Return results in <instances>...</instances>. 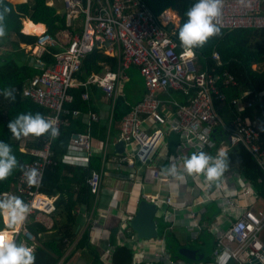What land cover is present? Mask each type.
Masks as SVG:
<instances>
[{"label":"built area","instance_id":"obj_1","mask_svg":"<svg viewBox=\"0 0 264 264\" xmlns=\"http://www.w3.org/2000/svg\"><path fill=\"white\" fill-rule=\"evenodd\" d=\"M65 8L67 25L82 15L81 30L71 35L66 46L54 54V62L46 66L40 73L34 74L21 89L24 97L47 109L46 118L58 117L55 121L60 129L67 123L62 117L68 113L64 108L66 102L72 101L70 88L83 86L81 98L90 99V88L99 87L109 99L110 120L117 97V87L124 78V72L135 65L143 77L145 92L141 100L122 116L118 123L119 140L125 144L135 145L134 157L141 164H146L144 179L146 180H173L180 178L168 172L162 173L158 168L148 165L149 158L164 136V130L181 135L180 146L187 142L194 144L196 152L214 146L212 131L217 122H221L215 109V102L226 103V94L223 88L238 85L235 76L228 70H215L201 67L195 53L189 57L178 41V28L180 18L173 9L167 7L160 13L154 14L144 0H62ZM218 26L231 30L238 28H264V0H223L221 16L217 20ZM34 43L22 47L25 52L34 56L36 62L42 63L41 55L49 46L58 45L57 35L54 37L46 30L35 35ZM96 46L103 47L109 54L117 55L115 70L105 68L101 74L92 73L85 81L77 78L82 59ZM195 52V50L193 49ZM212 59L220 64L219 54L214 51ZM255 66V65H254ZM170 89L179 90L189 96L187 104H181L168 96ZM12 90H17L13 87ZM192 95H189L191 91ZM166 95V97H162ZM250 105L241 98H232L231 104L236 108L239 104ZM234 115L228 131L230 144H241L257 164L264 170V138L254 123L245 120L239 113ZM169 111V112H167ZM72 115L77 117L81 111L75 109ZM95 111L86 112L87 129L84 132L71 134L69 147L80 149L87 157L92 153V136L90 123L97 120ZM145 122L149 124L145 126ZM154 125L155 128L151 126ZM75 134V135H74ZM53 139L45 137L41 147L22 145L20 150L28 152L33 158L24 163L25 170L38 169L43 173L46 167L54 163ZM109 145V133L101 146L103 164L100 169L91 170L86 179L94 201L99 196L103 178L104 160ZM68 147V148H69ZM133 164V161L130 162ZM217 184V197L222 196L220 191L222 183ZM42 178L35 186L29 185L24 171H20L10 191L1 195L14 194L21 197L30 205V214L20 231L24 236L28 233L26 222L32 214H52L55 209L54 197L41 191ZM252 189L246 188L242 195L250 194ZM212 198V197H211ZM145 199L156 203L157 195L139 193L135 201ZM225 204L230 207L229 215H225L221 229L210 225L207 230L214 234L212 256L209 260H198L191 264H264V210L251 207L236 208L234 198L224 196ZM163 202L171 204V195L165 196ZM190 217L200 230V213L189 210ZM90 212L85 216L90 219ZM169 216V215H168ZM3 219V218H2ZM128 215L121 222L122 229L130 227ZM4 227L0 233L13 231ZM102 224L94 225L90 233L91 243L101 248V257L106 264L111 263L112 246L108 240L103 243L100 237ZM217 232H214L215 230ZM31 239L33 236L29 235ZM160 241V240H158ZM102 245V246H101ZM33 247L32 245H29ZM156 260L161 259L162 264H184L183 262L169 260L164 250L154 253Z\"/></svg>","mask_w":264,"mask_h":264},{"label":"trees","instance_id":"obj_2","mask_svg":"<svg viewBox=\"0 0 264 264\" xmlns=\"http://www.w3.org/2000/svg\"><path fill=\"white\" fill-rule=\"evenodd\" d=\"M144 2L154 14L160 13L167 7L175 10L180 17V28L187 18L185 15L187 9L195 0H144ZM14 12L16 14L12 16ZM0 14L3 15L5 25V35L0 36V47H8L0 53V93L6 88H17V90H13L16 97L15 101H9L0 94V140L12 146L17 159L24 165L33 156L28 152L20 150L23 137L20 139L13 137L7 124L9 120H12L20 113L40 112L45 115L47 109L24 97L21 89L34 74L40 73L46 66L54 62V54L61 50V48L58 45L49 46L41 55V64L36 62V58L32 62H23L22 54L24 51L20 47V43L32 44L37 37L20 31L21 18H28L34 23H43L46 31L54 37L64 30H68L72 35L80 31L79 28L73 29L67 25L65 14L61 15L58 13L53 5L48 4V0H31V2L17 4H12L7 0H0ZM220 29L221 35L209 38L207 43L202 47L194 49L201 67L214 68L218 71L226 69L238 81L237 86L223 88L226 94V103L224 105L227 106L224 114L219 112V102H215L214 104L218 115L221 117V122H217L212 131V138L215 142L214 146L206 150L211 155L216 154L221 141L229 142L226 128L230 127L234 115L238 113L236 108L231 104L232 98H241V101L245 102V104L246 102L251 103L250 105L246 104L242 110H239L244 119L247 112L250 111H257L261 115L262 121L257 126V129L260 132V136L264 138V28ZM9 34H13L14 38L8 39ZM214 51H217L219 54L220 64H217L211 58ZM29 57L31 59L32 56L29 55ZM117 62L118 60L115 56L106 54L103 47L96 46L82 59L80 69L76 74L77 78L80 81H85L90 74L100 73L104 66L115 70ZM131 67L135 68L136 66L132 65L129 68ZM69 91L72 95V101L64 104V108L68 110V113L62 115L67 123L62 125L59 136L52 141L51 148L53 150L54 163L48 165L43 173L41 191L50 196L59 192V196L54 201L56 206L55 211L58 210L59 212V210H62L66 213L70 211L72 215L70 221L59 227L55 232L48 234L42 240V245H35L33 247L36 255L35 264H58L60 260L59 264H68L75 253H78V257L83 258L86 264H106L101 257V248L90 242L89 227L82 231L73 247L65 255L68 246L77 236V220L74 211L78 207H82L86 211L92 207L94 197L90 193L86 179L91 170L99 168L101 160V154L99 153V155L93 156L87 167L74 166L64 161V155L68 150L71 134L84 132L87 127L81 122L80 118L72 115V111L75 109L82 112L94 111L91 101L81 98V93L84 91L83 86L71 87ZM193 92L192 90L189 95H192ZM170 93L181 104L188 103L189 96L181 91L171 90ZM131 107L132 104L128 103L122 95L117 96L112 111L111 123H119L122 116ZM229 115H231V118H227ZM90 132L96 138L104 141L107 134V125L93 121L90 124ZM46 136L47 134L40 137L32 136V139L24 144V146L27 148L41 147ZM110 138L109 134V140ZM227 153L229 157L228 167L239 171L240 174L255 185L258 194L264 198V170L257 164L256 160L241 144H229ZM20 171L16 170L6 180L0 181V195L2 192L12 189V184L15 182ZM215 208V204L208 205L202 218L211 219ZM4 226L3 219L0 218V229ZM106 228L108 241L113 243L117 235V226L108 223ZM27 229L35 237L38 233L46 230L42 224L36 222L28 225ZM23 238L24 235L19 232L16 237L17 242H22ZM199 239L204 242L212 238L210 233L203 231ZM64 240H67V242ZM30 243L31 241H28L27 245ZM213 245L211 242L212 247ZM168 248L173 255H176L178 248L172 238L168 239ZM111 263L145 264L143 262H134L133 251L126 243L114 246Z\"/></svg>","mask_w":264,"mask_h":264},{"label":"crops","instance_id":"obj_3","mask_svg":"<svg viewBox=\"0 0 264 264\" xmlns=\"http://www.w3.org/2000/svg\"><path fill=\"white\" fill-rule=\"evenodd\" d=\"M7 1L12 4L31 2V0ZM48 4L56 7H63L62 0H48ZM15 14L16 12L12 13V16ZM82 18L83 17L81 14L78 15L77 18L72 20L73 24L71 23L69 26H71L73 29L79 28L80 31ZM26 21L31 20H29L28 18H21L20 31L22 33L36 35L37 33L46 30V27L43 23H34L33 21H31L33 25L41 24L42 29L37 33L26 32L23 30L24 22ZM8 26H10V24H8ZM71 35L72 34L68 30H64L57 34L58 46L61 49L63 46H66L67 41ZM10 38H14L13 34L8 35V39ZM25 45L28 44L20 43V47H24ZM7 48L8 47L6 46H1L0 53H2ZM23 51V62L34 61V56L29 59V55L25 52L24 49ZM106 54L110 56H115L117 58L116 54ZM105 68H107V66H104L103 70L98 74L103 73ZM94 86L95 85L90 88L89 100L91 101V105L93 106V109L98 116L97 120L95 121H98L99 124L107 125V131L110 134L111 138L109 140L107 154L104 160L105 165L102 167L103 178L101 182V190L99 196L96 201L93 200L92 207L90 210L86 211V209L78 207L74 211L77 220V236L75 240L68 246L65 255L73 247L76 239L80 236V234L85 228L89 227L90 235V233L93 232V226H99V224L103 222L102 229L100 231V237L103 238V243L105 242V240H108L106 234V227L108 223L116 225V239L113 243L109 241L111 243L112 249H114V246L116 244L126 243V245L133 251L134 262H143L145 264H162L163 261H161V259L156 260V257L154 256V253H159L161 252V250H164L166 256H169V260H176L181 263L183 262L184 264H191L198 260H209L212 256V253L210 256L205 255L202 248L205 243L201 239H199V236L203 231L210 233L212 239L208 240L212 242V245L214 244V234L209 232L207 230V227L210 225H215V227L221 229V227H223L224 225V222L226 223L225 215H229V211H231L232 209H230V207L225 204L223 200L224 196L234 198V205L236 206V208H238V206H249L252 209L264 210V198L258 194L255 185L252 184L242 174H240L239 171H237L235 168L228 167L224 175L220 178V180H218L219 183L221 182L223 184L220 191L222 196L220 197H217V181L209 184L205 180L203 175L184 174L182 176L179 175L180 178L173 180L144 179L146 164H141L135 159L133 155L135 150L134 144L127 145L124 143L123 152H115L114 144L119 140V126L117 122L114 124L111 123L109 99L105 96V94L99 87ZM171 90L173 89H170L168 91V96L178 101L170 93ZM144 92V81L139 70L137 71L136 67H131L129 68V70H125L124 78L120 80L117 87V96L122 95L124 99L133 106L135 103L142 99ZM162 97H166V95H162ZM219 106V112L221 114H224L227 106L223 103H219ZM236 108L242 110L244 106L240 103ZM77 118H80L81 122L84 123L86 126L88 125L86 121V112L81 111V115L77 116ZM227 118H231V115H229ZM245 120L254 123L256 126H259L262 121L261 115H259L257 111L247 112V114L245 115ZM148 125L149 124L145 122V126L147 127ZM151 127L155 128L154 125H152ZM164 135H166V137L163 136V138L153 150L149 158L148 165L156 167L162 173H164L167 172L165 169H167L170 164L175 163L177 165V168L182 171L183 158L193 152H196V148L194 144H191V142H185L180 146V142L182 140L180 134L164 130ZM172 135L174 137H172ZM91 136L93 143L91 156L86 158L85 154L80 149L75 147H69L66 154L64 155V161L74 166L87 167L94 155L96 156L99 155V153L101 154V146L103 142V140L96 138L94 134H91ZM168 136H171L174 139L175 143L172 148L169 146ZM31 139L32 135H29L27 137H23L22 140L23 142L25 140L24 143L26 144ZM228 143L221 141L218 150L223 149L227 151L230 144ZM109 148H111L110 154L108 153ZM207 149L208 148H204L200 151H204L207 153ZM102 159L103 158L101 157L98 169H100L103 164ZM131 161H133V164H130ZM141 166L145 167L143 168ZM246 188L252 189L251 193L247 195H242V192H244ZM142 192L158 196L159 201L154 203L156 205L155 216L156 219L164 218V221L167 223V225L164 226L162 229V234H159L158 232V235L155 238H139L131 227L125 230L121 228L122 220L128 215L132 217V215L136 212L137 202L135 201V199L139 195V193ZM167 195H171V204L169 205H166L163 202V199ZM58 196L59 192H56L55 195H52L54 199H56ZM211 204H215L216 206L214 213H212V218L209 220L203 219L202 217L205 213L206 207ZM191 209L200 213V230L195 226L194 222L190 217L189 210ZM88 212H90L89 220H87L85 216ZM71 215L72 213L70 211L66 213L62 210H59V212L58 210L54 211L52 214L49 215L40 213L30 215L26 222V226L32 224V222H36L42 224L46 228V230L44 232L38 233L36 237L28 231V233H26L24 238L22 239V242L27 244L28 241H31L29 245H32L33 247L35 245H42V240H44V238L48 234L55 232L56 230H58L59 227H62L65 223L70 221ZM217 231L218 230L216 229L214 232ZM30 234L33 236V239H31V237L29 236ZM169 238L173 239L178 249L182 247L189 248V244L197 243L195 247L190 248L201 249L203 252V256L197 260L190 259V262H187L184 258L179 257L178 255H173L170 249L168 248ZM91 239L92 238L90 236V241ZM65 242H67V240ZM78 258L81 257H78V253H75L71 257L68 264H76Z\"/></svg>","mask_w":264,"mask_h":264},{"label":"clouds","instance_id":"obj_4","mask_svg":"<svg viewBox=\"0 0 264 264\" xmlns=\"http://www.w3.org/2000/svg\"><path fill=\"white\" fill-rule=\"evenodd\" d=\"M223 0H195L187 9L186 20L180 26L178 39L187 56L194 57L193 49L202 47L209 38L221 35L217 20L221 16ZM5 35L3 15L0 14V36ZM9 101L16 97L11 88H6L2 93ZM58 117L46 118L42 113H20L8 121L7 127L16 139L29 135L40 137L47 134L55 139L59 136V128L55 121ZM229 166V157L226 150H217L216 155L204 151L193 152L183 158L182 171L175 163L165 169L172 175H203L211 184L220 180ZM24 171L27 182L31 186L38 184L42 173L38 169L29 168L17 159L12 146L0 140V181L6 180L14 171ZM30 205L21 197L14 194L0 195V218L6 222L7 229L0 233V264H35V249L26 243L17 242L16 237L30 214Z\"/></svg>","mask_w":264,"mask_h":264},{"label":"water","instance_id":"obj_5","mask_svg":"<svg viewBox=\"0 0 264 264\" xmlns=\"http://www.w3.org/2000/svg\"><path fill=\"white\" fill-rule=\"evenodd\" d=\"M58 13L61 15L65 14L64 7H56L54 6ZM75 135V134H74ZM114 149L116 153H122L124 149V141L118 140L114 144ZM156 205L152 202H149L145 199H142L138 202L136 212L132 215L129 224L133 231L139 238H155L158 235V225L156 219ZM179 253L184 255L185 257L197 260L203 256V252L201 249H191V248H179ZM264 260V258H263ZM76 264H86L84 259L78 258ZM250 264V263H244ZM254 264H260V262H256Z\"/></svg>","mask_w":264,"mask_h":264},{"label":"rangeland","instance_id":"obj_6","mask_svg":"<svg viewBox=\"0 0 264 264\" xmlns=\"http://www.w3.org/2000/svg\"><path fill=\"white\" fill-rule=\"evenodd\" d=\"M154 127H152V128H149V130H152ZM164 137H166V135H164ZM172 137H174L173 135H172ZM171 136H168V143H169V146L172 148L173 147V145H174V139L172 138ZM24 142H25V140H24ZM23 142V140H22V145H24L25 143ZM109 154L111 153V148H109V152H108ZM160 157V156H159ZM137 162V161H136ZM141 167H145V166H141ZM157 222H158V232H159V234H162V229H163V227L164 226H166L167 225V223L164 221V218H158L157 219ZM263 234H264V230H263V232L261 233V238H263ZM205 242V245H203L202 246V248H203V251H204V253H205V255H207V256H210L211 255V253H212V246H211V241L210 240H205L204 241ZM197 245V243H191V244H189V246L191 247V248H193V247H195ZM189 247V248H190ZM176 255H178L179 257H182V258H184L187 262H190V259L189 258H187V257H185L184 255H182V254H180L179 253V249L177 250V253H176Z\"/></svg>","mask_w":264,"mask_h":264},{"label":"bare ground","instance_id":"obj_7","mask_svg":"<svg viewBox=\"0 0 264 264\" xmlns=\"http://www.w3.org/2000/svg\"><path fill=\"white\" fill-rule=\"evenodd\" d=\"M42 29L41 24L33 25L31 21L24 22L23 30L26 32H39Z\"/></svg>","mask_w":264,"mask_h":264}]
</instances>
